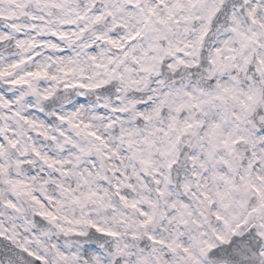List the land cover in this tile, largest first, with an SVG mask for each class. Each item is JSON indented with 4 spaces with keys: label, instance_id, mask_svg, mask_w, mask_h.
Listing matches in <instances>:
<instances>
[{
    "label": "snow or ice",
    "instance_id": "obj_1",
    "mask_svg": "<svg viewBox=\"0 0 264 264\" xmlns=\"http://www.w3.org/2000/svg\"><path fill=\"white\" fill-rule=\"evenodd\" d=\"M0 264H264V0H0Z\"/></svg>",
    "mask_w": 264,
    "mask_h": 264
}]
</instances>
